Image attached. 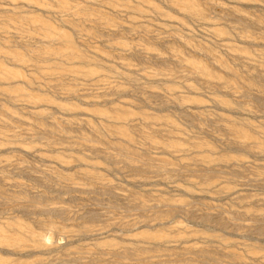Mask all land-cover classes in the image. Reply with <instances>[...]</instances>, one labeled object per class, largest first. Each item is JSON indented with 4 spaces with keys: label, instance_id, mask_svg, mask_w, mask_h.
<instances>
[{
    "label": "rangeland",
    "instance_id": "1",
    "mask_svg": "<svg viewBox=\"0 0 264 264\" xmlns=\"http://www.w3.org/2000/svg\"><path fill=\"white\" fill-rule=\"evenodd\" d=\"M0 264H264V0H0Z\"/></svg>",
    "mask_w": 264,
    "mask_h": 264
}]
</instances>
